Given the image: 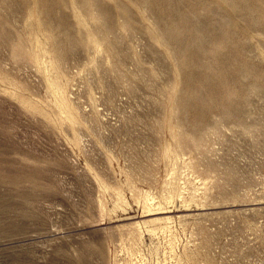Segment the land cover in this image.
<instances>
[{
  "label": "rangeland",
  "instance_id": "obj_1",
  "mask_svg": "<svg viewBox=\"0 0 264 264\" xmlns=\"http://www.w3.org/2000/svg\"><path fill=\"white\" fill-rule=\"evenodd\" d=\"M186 247L264 264V0H0V264Z\"/></svg>",
  "mask_w": 264,
  "mask_h": 264
},
{
  "label": "bare ground",
  "instance_id": "obj_2",
  "mask_svg": "<svg viewBox=\"0 0 264 264\" xmlns=\"http://www.w3.org/2000/svg\"><path fill=\"white\" fill-rule=\"evenodd\" d=\"M34 1V0H33ZM40 1V0H39ZM73 1V0H72ZM24 2V1H23ZM37 2V1H36ZM47 3V2H46ZM54 3V1H53ZM32 5V4H31ZM60 6V5H59ZM36 7V6H35ZM46 8V7H45ZM52 8V7H51ZM50 8V9H51ZM44 12V11H43ZM55 12V11H54ZM58 12V10H57ZM56 12V13H57ZM75 12V18L77 19L78 21V24L80 26H84L85 28L87 27L88 23L86 21V19L82 18L81 14H79V12L77 10L74 11ZM110 15V14H109ZM51 18V17H50ZM37 19V18H36ZM45 19V18H44ZM58 21V20H56ZM50 22V21H49ZM39 23V22H38ZM86 38L88 39L87 41V44L92 47L94 49H96L97 51H102L103 49V43H100L98 38L91 32V30L89 28H87V31H86ZM38 41L40 42V40L38 39ZM240 51V50H239ZM19 52V51H18ZM50 53V52H49ZM58 60L55 61V58L52 54V56H50V60L48 62V65H46V68L48 71H51V70H57V64H58ZM47 82H48V85L51 89V91H53L56 95H58V100L60 101L61 103V109L62 111L65 113H69V119L70 120H74V116H73V113L71 110H67V108H69L72 104H70L69 100L65 97V94H64V91L63 89L60 88V86L57 85V82L53 79V77L51 76V74H49V76L46 78ZM171 87V86H170ZM175 87V86H174ZM177 88V86H176ZM170 91V90H169ZM205 115V114H204ZM177 131V129H176ZM171 150V149H170ZM152 232H155V230H151ZM190 250L186 247L184 249V251L179 254L177 256V260L175 262V264H186V261L189 260V256H190Z\"/></svg>",
  "mask_w": 264,
  "mask_h": 264
}]
</instances>
